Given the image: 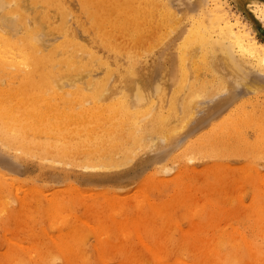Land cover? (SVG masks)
<instances>
[{"label": "rangeland", "instance_id": "rangeland-1", "mask_svg": "<svg viewBox=\"0 0 264 264\" xmlns=\"http://www.w3.org/2000/svg\"><path fill=\"white\" fill-rule=\"evenodd\" d=\"M32 1L37 0H23L28 7ZM216 1L209 0L208 5ZM63 2L75 7L73 0ZM222 2L224 4V0ZM171 4L173 13L180 18L174 25L176 32L169 43L151 49L138 60L139 72L144 77L152 82L159 78L164 81L160 88L163 105L155 93L149 101L130 110L140 115L144 109L151 108L153 119L160 115L167 124L171 122L168 127L174 124V114L168 105L171 96L179 100H175L176 113L181 112L195 87L204 90L198 102L211 103L230 96L223 78L214 70V57H209L213 66L200 65L206 47L200 48L199 44L188 41L185 61L181 63L178 59L179 50L186 41L180 37L192 28L196 19H201V8L186 14L179 13L176 4ZM227 4L231 13L240 15L241 20L254 27L257 40L264 42V28L249 13L245 0H227ZM41 6L39 3L38 8ZM49 14L52 20L57 18L54 8ZM75 18L73 15L68 20L72 28L77 29L79 23ZM53 38L60 40L61 36L53 31L49 39ZM85 45L99 56L117 60L112 67V78L116 79V67L123 59L97 50L94 43L86 41ZM82 54L77 52L78 56ZM181 64L184 68L180 71ZM259 65V68L250 69L255 77L264 79V64ZM9 70L12 71L0 69V92L21 85L18 74ZM110 85L111 90L105 97L85 101L83 105L94 110L131 100L129 92L117 85L116 80ZM232 86V96L236 97L219 117L190 132V128L204 119L197 102L194 115L177 130L174 139L155 131L147 132L151 136L149 139L160 141V146L129 144L132 151L125 164L91 163L85 160L84 154L75 161L51 159L0 144V264H65L56 244L66 239L77 252L71 260L73 264H153L148 247L156 245L163 264H195L197 250L193 244L197 236L209 241L211 247L236 228L261 251L256 263L264 264V226L263 229L255 223L250 226V217L246 215V211L259 206L264 220V208L260 204L262 200L264 206V195L257 199L251 190L264 191V83L254 82L245 94L242 88ZM50 89L48 86L41 89L53 95L50 103L35 102L31 113H68L80 109L74 101L62 102L58 97L60 93L55 94ZM34 91L28 94L35 97ZM25 102L32 106L33 101ZM13 103L11 100L7 104ZM138 124L144 122L140 120ZM35 135L44 139L40 132ZM212 137L216 140L210 148ZM214 168H219L226 176L214 182L211 177ZM246 174L257 177L253 181L255 186L245 182ZM138 200L141 201L139 206L136 205ZM47 203H59L55 220L41 212ZM210 204L215 207L203 211L202 207L208 209ZM92 211L97 212L93 214ZM128 219L139 221L141 226L138 230L131 226L127 235L120 236L115 224L128 226ZM199 227L203 228L202 232L197 230ZM92 228H102V233L98 235ZM150 234L155 235L154 239ZM97 248L103 251V260L98 257ZM221 260L218 259L217 264Z\"/></svg>", "mask_w": 264, "mask_h": 264}, {"label": "bare ground", "instance_id": "bare-ground-1", "mask_svg": "<svg viewBox=\"0 0 264 264\" xmlns=\"http://www.w3.org/2000/svg\"><path fill=\"white\" fill-rule=\"evenodd\" d=\"M73 1L75 7L71 8L63 0L32 1L30 7L23 0H0V69H12L9 71H15L21 83L18 88L0 92V144L9 149L72 161L84 154L87 162L117 166L130 159L128 154L132 150L128 147L129 144H150L156 148L160 146V141L149 139L151 136L147 132L155 131L165 138L174 139L177 130L194 115L195 106L204 91L200 87H195L188 95V102L183 105L180 113H176L175 100L178 97L171 96L168 99V105L174 114V124L170 127L167 125L171 122L167 124L160 115L153 119L154 111L151 108L144 109L140 115L130 111L137 109L140 103L149 101L155 93L159 96L160 105H163L164 98L160 94V88L164 86V81L159 78L157 82H152L144 77L139 72L138 60L151 49L169 43L176 32L174 25L180 22V18L173 13L174 6L172 7L171 2L176 4L179 13L187 14L201 8V19H196L192 28L180 37L186 41L179 50L178 59L181 63L185 61L188 41L199 44L200 48L206 47V54L200 65L213 66L209 57H214V70L223 78L230 95L211 103L206 100L198 102L204 119L190 128V132L223 113L236 97L232 96V84L242 88L245 94L254 82L264 83V79L255 77L252 73L253 69L260 67L259 64H264V42L257 40L255 29L249 22L241 20L240 15L233 14L226 8L227 0H224V4L222 0H217L211 5H208L209 0ZM39 3L43 7L38 8ZM246 4L249 13L264 28V0H245V6ZM51 8L56 10L55 20L49 14ZM73 15L79 23L77 29L72 28L68 20ZM53 31L61 36L60 40L49 39ZM86 41L94 43L97 50L106 51L109 56L123 59L121 65L116 67V79L112 78V67L113 61L116 63L117 60L99 56L85 45ZM78 51L83 54L78 56ZM183 68L181 64L180 71ZM34 73L38 75L35 76ZM115 80L117 85L129 92V102L109 107L100 106L94 110L83 105L85 101H98L105 97L111 90V82ZM43 86L50 87L55 94L60 93L58 97L66 104L74 101L81 106L80 109L68 113H31L35 102L40 100L43 105L50 103L53 95L41 90ZM29 91H34L36 96L28 94ZM67 95H71V98H67ZM11 100L16 104H7ZM25 101H33L32 106ZM177 105L181 107L178 103ZM140 120L144 122L143 125L138 124ZM124 122L130 125L125 126ZM38 132L44 139L35 135ZM163 137L162 140L165 139ZM215 140V137L210 139V148L215 145ZM225 176L219 168H214L211 172L214 182ZM244 178L251 185L257 179L252 174H246ZM251 190L257 199L264 195L263 190ZM45 200L48 202L49 199ZM47 204V207L42 206L41 212L55 220L59 203ZM140 204L141 201L138 200L136 205ZM260 204L264 208L262 200ZM91 206L94 210L97 209L92 204ZM190 206L191 204L187 205V208ZM214 207L215 204H210L208 209L202 208L203 211H210ZM95 212L97 211H92L93 214ZM261 213L259 206L246 211V215L250 217V226L255 223L263 229ZM127 223L128 226L115 224L120 236L127 235L131 226L136 230L141 226L135 219H128ZM92 229L98 235L102 233V228ZM197 230L202 232L203 228L199 227ZM150 235L154 239L155 235ZM195 240V264H217L218 259H223L218 264H257L261 258V251L255 249L253 241L246 239L238 228L226 233L211 247L209 241L200 236ZM56 245L65 264H73L77 252L68 239ZM148 248L150 261L153 264H163L158 245ZM97 252L98 257L103 260V251L97 248Z\"/></svg>", "mask_w": 264, "mask_h": 264}]
</instances>
